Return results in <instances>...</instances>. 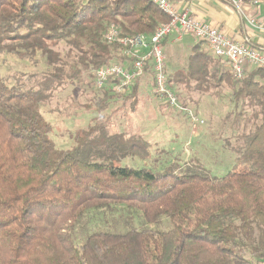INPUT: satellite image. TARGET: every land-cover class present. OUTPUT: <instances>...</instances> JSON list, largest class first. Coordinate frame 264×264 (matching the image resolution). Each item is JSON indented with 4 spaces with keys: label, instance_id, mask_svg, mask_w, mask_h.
<instances>
[{
    "label": "trees",
    "instance_id": "trees-1",
    "mask_svg": "<svg viewBox=\"0 0 264 264\" xmlns=\"http://www.w3.org/2000/svg\"><path fill=\"white\" fill-rule=\"evenodd\" d=\"M169 21L150 0H0V55L41 58L46 67L0 77V264H264L263 70L236 80L198 41L187 68L169 78L174 91L199 94L217 95L227 84L241 112L252 110L232 150L238 162L222 178L178 162L161 172L124 165L148 161L152 146L105 117L115 98L108 91L85 106L92 118L68 149L56 145L42 113L97 69L130 64L122 45L106 42L109 26L131 38ZM60 43L65 57L52 50ZM145 73L150 80L152 69ZM141 84L119 97L122 107L135 110ZM123 209L140 214L144 227L88 226L92 213Z\"/></svg>",
    "mask_w": 264,
    "mask_h": 264
},
{
    "label": "rangeland",
    "instance_id": "rangeland-1",
    "mask_svg": "<svg viewBox=\"0 0 264 264\" xmlns=\"http://www.w3.org/2000/svg\"><path fill=\"white\" fill-rule=\"evenodd\" d=\"M200 44L202 49H208L206 44ZM52 50L65 57L68 47L65 43H60L52 47ZM173 54L171 61H175L178 52ZM171 61L167 66H170ZM117 62L112 61L113 64ZM182 62L180 59L175 67L182 65ZM44 63L41 58L22 62L16 55L1 54L0 77L16 75L18 72L30 75L36 71H44ZM185 65L186 63L181 67ZM252 69L255 68L248 67L246 75ZM93 81L94 72L92 81L65 87L43 105L42 113L53 126L52 138L61 149L70 148L72 134L76 129L86 127L92 118L93 114L87 112L85 106L95 102V98L103 92L95 88ZM152 86L153 75L145 85H140L139 95L142 97H138L135 110L132 111L129 103L122 107L121 99L115 97L114 103L110 104L104 114L105 117L110 116L113 126L119 124L123 131L142 136L151 143L152 156L148 161L127 160L124 165L137 169L154 167L157 168L156 172H161L167 170L170 163L178 162L188 166H203L213 177L226 176L238 162L239 155L232 150L242 144V134L246 132V128L251 127L248 120H251L252 110L245 108L241 112L242 108L233 102L232 90L227 84L218 90L217 95L199 94L188 91L185 86L177 88L173 85L190 112L204 121L202 125H194L188 114L167 108L163 101L157 99L152 93ZM90 215V228H111V225H115L116 229L125 230L129 221H133L137 227H144L141 215L133 211L123 209L112 214L101 212ZM166 225L167 221L163 220L160 227L164 228Z\"/></svg>",
    "mask_w": 264,
    "mask_h": 264
},
{
    "label": "built area",
    "instance_id": "built-area-1",
    "mask_svg": "<svg viewBox=\"0 0 264 264\" xmlns=\"http://www.w3.org/2000/svg\"><path fill=\"white\" fill-rule=\"evenodd\" d=\"M150 1L166 14L170 21L157 27L152 36L138 35L131 38H122L117 25L109 26L104 36L106 42L122 45L124 55L132 61L125 65L112 63L97 69L94 72V86L97 90L108 91L118 98L127 96L138 80L145 77L146 69L151 68L153 95L163 101L168 108L188 114L194 125H202L204 121H200L193 112H190L171 88L167 74L168 58L163 43L173 35L178 40H182L185 35H191L199 42L206 44L213 57L225 60L228 70L236 80L243 79L250 66L264 71V46H253L249 40L242 43L235 42L211 24L197 20L188 9L179 10L173 0ZM225 1L238 10L248 1L255 6L259 5L258 0ZM247 23L264 38V18L250 16L247 18Z\"/></svg>",
    "mask_w": 264,
    "mask_h": 264
},
{
    "label": "crops",
    "instance_id": "crops-1",
    "mask_svg": "<svg viewBox=\"0 0 264 264\" xmlns=\"http://www.w3.org/2000/svg\"><path fill=\"white\" fill-rule=\"evenodd\" d=\"M258 1V6H255L252 2L248 1L245 2L240 10H238L225 0H173L175 6L179 10L184 11L185 9H188L190 14L197 20L211 24L235 42L242 43L245 40H249L253 46L263 47V36L252 27L250 28L247 23V18L250 16L264 18V0ZM197 45L198 42H196L191 35H185L182 40H178L175 35L167 39L164 45L168 58L167 63H169V60L171 61V59H173V53L175 51L178 52L175 61H171L170 66L169 64L167 66L169 78L175 76L179 70L184 71L187 68L188 57H190L193 49ZM204 51L210 53L208 49H204ZM184 58L187 60L185 59L184 61ZM180 59L181 62L183 60L182 65L186 63L185 67L183 66L184 68L181 67V64L179 67H175ZM170 67L173 69L171 70ZM148 79L149 78H147L146 74L142 79L141 86L145 85ZM139 96L141 95H138V97Z\"/></svg>",
    "mask_w": 264,
    "mask_h": 264
}]
</instances>
